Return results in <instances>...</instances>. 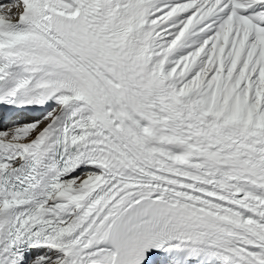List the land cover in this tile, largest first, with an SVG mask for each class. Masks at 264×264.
I'll return each instance as SVG.
<instances>
[{"label": "snow or ice", "instance_id": "6c2138e0", "mask_svg": "<svg viewBox=\"0 0 264 264\" xmlns=\"http://www.w3.org/2000/svg\"><path fill=\"white\" fill-rule=\"evenodd\" d=\"M0 264H264V0L0 2Z\"/></svg>", "mask_w": 264, "mask_h": 264}, {"label": "bare ground", "instance_id": "6f19581e", "mask_svg": "<svg viewBox=\"0 0 264 264\" xmlns=\"http://www.w3.org/2000/svg\"><path fill=\"white\" fill-rule=\"evenodd\" d=\"M7 0H0V2H6Z\"/></svg>", "mask_w": 264, "mask_h": 264}, {"label": "rangeland", "instance_id": "374dc122", "mask_svg": "<svg viewBox=\"0 0 264 264\" xmlns=\"http://www.w3.org/2000/svg\"><path fill=\"white\" fill-rule=\"evenodd\" d=\"M7 2V1H6Z\"/></svg>", "mask_w": 264, "mask_h": 264}]
</instances>
